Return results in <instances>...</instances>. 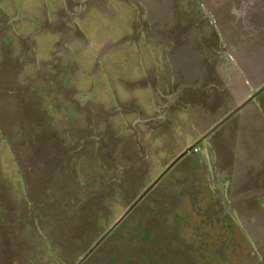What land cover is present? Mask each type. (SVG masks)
I'll list each match as a JSON object with an SVG mask.
<instances>
[{"label":"rangeland","instance_id":"374dc122","mask_svg":"<svg viewBox=\"0 0 264 264\" xmlns=\"http://www.w3.org/2000/svg\"><path fill=\"white\" fill-rule=\"evenodd\" d=\"M263 80L264 0H0V264H264Z\"/></svg>","mask_w":264,"mask_h":264},{"label":"flooded vegetation","instance_id":"af4514ba","mask_svg":"<svg viewBox=\"0 0 264 264\" xmlns=\"http://www.w3.org/2000/svg\"><path fill=\"white\" fill-rule=\"evenodd\" d=\"M247 85H248V81L246 80V82H245ZM252 91H251V93L244 99V100H242L240 103H238L237 105H236V107L234 108V109H232V110H230L229 112H227L222 118H220L219 120V122L215 125V126H211L205 133H203L202 134V138L203 139H205V138H207L208 136H209V134L214 130V128H216L218 125H220L221 123H223V122H225V121H227V120H229L230 118H232V116L233 115H235L237 112H239L242 108H243V106H245V104H247L250 100H252L253 98H255V97H258V96H261L260 98L261 99H263L264 97H262V96H264V80H263V82L261 83V84H258V85H254L253 86V84H252ZM223 94L225 93V92H222ZM164 95V94H163ZM162 95V96H163ZM230 94L229 93H227V91H226V93H225V99L226 98H228V96H229ZM224 98V97H223ZM261 99H260V101L258 102V104H255L254 105V109L255 110H259V109H261V107L263 106V102H261ZM159 106V103L157 104V102H156V107H157V109H156V112H158L161 108H159L158 107ZM165 106V105H164ZM163 106V107H164ZM239 122H241V121H238V123ZM202 138H200V140H202ZM200 140H198V142L200 141ZM193 147V146H192ZM191 147V148H192ZM188 148V147H187ZM186 148V149H187ZM190 148V149H191ZM189 149V150H190ZM188 151V150H187ZM187 151H184V153H186ZM182 155V154H181ZM180 155V156H181ZM179 158V157H178ZM177 158V159H178ZM176 159V160H177ZM176 160H174V162L176 161ZM171 166V165H170ZM170 166H168V167H170ZM122 218V217H121ZM104 235H106V233H104Z\"/></svg>","mask_w":264,"mask_h":264},{"label":"water","instance_id":"95a60500","mask_svg":"<svg viewBox=\"0 0 264 264\" xmlns=\"http://www.w3.org/2000/svg\"><path fill=\"white\" fill-rule=\"evenodd\" d=\"M194 145V144H193ZM193 145L189 146L185 151L189 150Z\"/></svg>","mask_w":264,"mask_h":264}]
</instances>
